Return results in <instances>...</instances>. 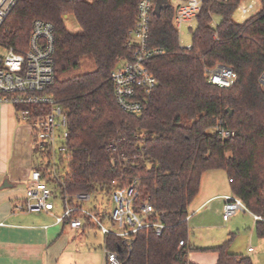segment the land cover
<instances>
[{
	"label": "trees",
	"instance_id": "obj_1",
	"mask_svg": "<svg viewBox=\"0 0 264 264\" xmlns=\"http://www.w3.org/2000/svg\"><path fill=\"white\" fill-rule=\"evenodd\" d=\"M140 1L19 0L1 26L0 45L21 53L28 49L36 21L55 28L56 80L46 94L68 116V150L59 159L58 177L40 163L34 169L43 172L47 183L57 184L61 198L111 194L113 182L127 186L140 179L139 203L152 205L153 221L165 229L161 235L153 227L140 230L131 252L120 238L106 236V248L118 252L122 264H194L188 258L191 252L217 253V264H254L250 257L232 253L230 243L190 247L187 217L203 175L221 170L232 180V194L261 218L255 231L264 239V88L259 82L264 11L236 23L233 15L242 0H206L196 29H190V50L181 46L173 25L174 7L153 12L148 49L162 54L146 68L158 87L147 110L136 115L117 105L111 75L136 53L130 33ZM69 16L77 21L79 33L67 28ZM215 17L221 18L218 25ZM219 64L238 74L230 89L208 82L206 69ZM221 121L233 137L210 132ZM34 152H40L35 142ZM65 165L69 172L62 178Z\"/></svg>",
	"mask_w": 264,
	"mask_h": 264
},
{
	"label": "built area",
	"instance_id": "obj_2",
	"mask_svg": "<svg viewBox=\"0 0 264 264\" xmlns=\"http://www.w3.org/2000/svg\"><path fill=\"white\" fill-rule=\"evenodd\" d=\"M19 0H0V28L16 6ZM159 0H141L134 29L130 33L131 43L137 50L131 60H123L111 75L115 88L116 102L119 108L128 114H142L147 110L151 94L158 87V80L151 74L146 63L153 57L162 54L160 51L148 49L150 25L152 14ZM226 3L230 0H213ZM243 1V0H242ZM257 1V2H256ZM241 9L248 19L264 11V0H256ZM206 0H177L173 25L179 29L184 24L196 21L202 12ZM258 3L262 10L253 15L251 12ZM55 28L53 24L38 20L33 25L28 49L18 52L12 47L0 45V103L8 104L15 108L19 119L28 124L33 133V139L39 148L40 164L48 167L56 177L58 173L59 158L66 154L69 139V121L63 107L57 100L46 92L55 84ZM191 49V46L187 47ZM208 82L220 88L230 89L237 80L238 74L227 65L219 64L214 68L206 69ZM260 84L264 88V71ZM222 139H229L234 133L227 130L224 123L219 122L214 128ZM60 140L59 146L56 142ZM231 183L232 180H229ZM111 191L114 210L103 219L97 214L96 207L87 209L86 203L92 201L91 194L77 193L67 195L62 199V213L56 217L57 225L69 224L74 230H81L87 224L96 226L100 233L106 237L113 235L120 238L122 247L132 251L138 233L142 229L155 228L161 235L165 229L163 224L153 221L155 209L149 203L141 204L140 179H134L127 186H118L113 182ZM55 198L53 191L43 178L41 170H33L31 180L26 191V202L17 210L20 212H47L55 210L51 201ZM223 219L229 221L239 212H248L243 201L229 194L223 197ZM254 216L255 221L260 220ZM190 216L187 217L189 222ZM108 221L111 228L104 225ZM5 224L0 223V227ZM183 241L180 247L184 246ZM252 249L250 248V252ZM107 264H122L118 252L110 251L105 246Z\"/></svg>",
	"mask_w": 264,
	"mask_h": 264
},
{
	"label": "crops",
	"instance_id": "obj_3",
	"mask_svg": "<svg viewBox=\"0 0 264 264\" xmlns=\"http://www.w3.org/2000/svg\"><path fill=\"white\" fill-rule=\"evenodd\" d=\"M39 161L30 126L19 119L13 106L0 103V223L5 224L0 227V264H107L106 255L90 248L92 237L101 235L100 247L105 250V237L99 229L87 226L74 230L69 224L57 225L56 217L61 214L54 211L17 210L26 202L31 173ZM229 194L232 188L226 172L210 171L203 175L200 192L189 209L190 247H217L212 234L231 221L223 219V197ZM255 225L256 221L254 234ZM250 241L264 244V239L258 242L253 236ZM258 247H249L247 254H257ZM188 258L194 264H217L219 255L191 252Z\"/></svg>",
	"mask_w": 264,
	"mask_h": 264
},
{
	"label": "rangeland",
	"instance_id": "obj_4",
	"mask_svg": "<svg viewBox=\"0 0 264 264\" xmlns=\"http://www.w3.org/2000/svg\"><path fill=\"white\" fill-rule=\"evenodd\" d=\"M87 1H94V0H87ZM256 0H243L241 2L242 7L248 6L252 4ZM257 2V1H256ZM171 4L173 6H176L177 0H171ZM262 10L261 6L256 3L255 9L251 12V14L255 15L258 12ZM248 19V16H244L242 14L241 9L237 10L233 15V20L236 23H243ZM221 22L220 17L214 18V24L218 25ZM66 26L67 28L73 32V33H79L81 31L80 27L78 26L77 21L74 17L69 16L66 18ZM197 27V23L193 21L189 24L182 25L178 31L180 36V43L182 47H189L192 46V30H195ZM210 132H214L211 130ZM60 140L56 142V145L59 146ZM59 156H56V163L59 162ZM46 164V163H42ZM62 173L59 175L62 176V178H65L69 172V168L67 165L64 166V168L61 170ZM57 184L49 183L48 187L53 191L55 198H53L51 201L55 205L54 213L56 215L61 214L62 210V199L60 197V192L56 189ZM92 201L90 203H86L85 207L87 209H91L93 207H96L98 211H100L102 217L109 216L112 211L114 210V202L112 201V197L110 194L106 192H99L94 195H91ZM221 222H218L217 225H221ZM254 224L255 220L253 216L249 212H240L239 214L233 216L231 218V221L229 225L223 223V226L220 227V230L216 231L215 234H212V238L218 242V244H215L218 246H222L226 243L229 244V250L240 254V255H248V248L249 247H255L260 245L258 247L257 254L254 255H248L253 261L254 264H264V244H257V242L251 243L252 236L255 238V240H260L256 234H254ZM104 225L108 228H111V225L108 221L104 222ZM208 237V236H207ZM191 238V236H190ZM193 238V237H192ZM210 239V238H209ZM260 242V241H258ZM100 244H103V237L101 235H98V237H92V244L90 245V248H95L93 252H96L99 255L105 256V250L100 247ZM199 246V245H198ZM195 248H200L195 247Z\"/></svg>",
	"mask_w": 264,
	"mask_h": 264
},
{
	"label": "water",
	"instance_id": "obj_5",
	"mask_svg": "<svg viewBox=\"0 0 264 264\" xmlns=\"http://www.w3.org/2000/svg\"><path fill=\"white\" fill-rule=\"evenodd\" d=\"M169 6V0H159L156 4L154 14L159 15L160 11Z\"/></svg>",
	"mask_w": 264,
	"mask_h": 264
}]
</instances>
